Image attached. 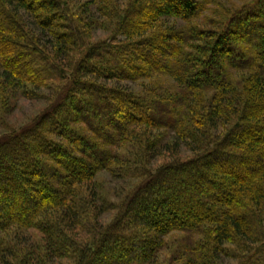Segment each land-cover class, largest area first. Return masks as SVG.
<instances>
[{"label": "trees", "instance_id": "trees-1", "mask_svg": "<svg viewBox=\"0 0 264 264\" xmlns=\"http://www.w3.org/2000/svg\"><path fill=\"white\" fill-rule=\"evenodd\" d=\"M86 1L0 0V89L48 93L0 137V264H158L172 234L171 264H264V0L207 27L209 0ZM154 75L173 86L121 84Z\"/></svg>", "mask_w": 264, "mask_h": 264}, {"label": "rangeland", "instance_id": "rangeland-1", "mask_svg": "<svg viewBox=\"0 0 264 264\" xmlns=\"http://www.w3.org/2000/svg\"><path fill=\"white\" fill-rule=\"evenodd\" d=\"M86 2L90 1L88 0ZM253 2L254 0H209L206 10H204V12H202L197 19L190 22L189 25L192 26L196 24L198 26H210V22L212 20H218L223 16H227L226 12H233L235 10L245 11L246 7L254 4ZM120 3L124 4V0L120 1ZM121 4L118 7H121ZM89 9H92V7H90ZM219 16L220 18H218ZM95 17L98 16L94 14V18L92 19L93 23L91 20L92 24H90L89 27V31L92 35L91 43L107 40V38L111 36V33L113 31V27L109 24L107 19L102 18L98 20ZM176 23L180 26L186 25V23L181 20H177ZM47 41L48 39L45 38L44 43H47ZM210 77H216L213 71H210L208 75L204 76V79L209 80ZM143 81L144 82L127 81L121 84L126 86L130 91L136 94H145L148 91V87L162 86L165 88H171L173 86L172 79L167 76L154 75L149 80ZM36 94L42 97L28 99L26 97H22L21 94H18V92L13 93L9 90H6L5 88L0 89V137L8 134L12 130H19L20 128L30 124L37 116H39L43 112V110L47 107L45 95H47L48 93L41 90ZM2 102L3 104L1 106ZM83 112H85L86 114V110L84 111L83 109ZM157 135L163 134L162 132H160L157 133ZM92 154H95V152H93ZM95 183L101 197V202L104 205H116L122 198L121 196L125 192V189L129 186V181L115 179L107 172L99 173L95 178ZM14 205L18 206L17 203ZM112 213L113 212L109 210L104 213L101 216L102 223L109 222V220L112 218ZM33 235L34 239L38 241L39 246H41V234L33 232ZM183 237H185V235L172 234L166 238V247L160 255L158 264H171L170 261L172 258H180L181 260L184 259V256H180V253H176V250L181 245L180 240ZM188 237L192 239L190 236ZM7 245L9 244L7 243ZM179 262L181 261L179 260L178 262H175L173 264H179ZM223 263L233 264L234 262L230 258L223 257ZM62 264H72V262L63 261Z\"/></svg>", "mask_w": 264, "mask_h": 264}]
</instances>
